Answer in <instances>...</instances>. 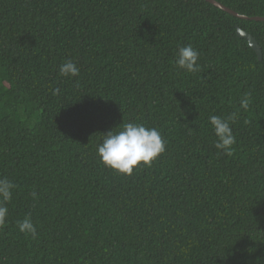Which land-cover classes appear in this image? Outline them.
I'll return each instance as SVG.
<instances>
[{"label": "trees", "instance_id": "16d2710c", "mask_svg": "<svg viewBox=\"0 0 264 264\" xmlns=\"http://www.w3.org/2000/svg\"><path fill=\"white\" fill-rule=\"evenodd\" d=\"M188 44L196 73L175 65ZM233 112L227 155L209 117ZM129 122L167 148L126 175L97 146ZM0 177L17 185L0 264H264V21L207 0H0Z\"/></svg>", "mask_w": 264, "mask_h": 264}, {"label": "clouds", "instance_id": "9594fccd", "mask_svg": "<svg viewBox=\"0 0 264 264\" xmlns=\"http://www.w3.org/2000/svg\"><path fill=\"white\" fill-rule=\"evenodd\" d=\"M200 53L191 44L181 46L176 53L175 65L190 73L200 70L198 64ZM61 76L77 77L80 68L71 60H65L59 68ZM57 92L59 89L56 90ZM250 93H246L240 101V107L247 109ZM238 118V113L233 112L227 117L212 115L209 122L212 125L217 141L215 147L227 155L233 152L236 137L233 134L231 124ZM115 129V128H114ZM114 129L104 133L102 142L97 146V154L101 162L120 174L131 175L135 168L144 165L151 166L154 160L166 151L167 145L161 132L156 127H149L144 123L129 122L123 125L119 131ZM16 183L7 178L0 177V227L6 225L9 216L7 204L12 200L13 190ZM34 199L38 193H31ZM20 233L30 234L33 239L37 238V228L30 216L17 221Z\"/></svg>", "mask_w": 264, "mask_h": 264}, {"label": "water", "instance_id": "95a60500", "mask_svg": "<svg viewBox=\"0 0 264 264\" xmlns=\"http://www.w3.org/2000/svg\"><path fill=\"white\" fill-rule=\"evenodd\" d=\"M209 2H211L212 4H214L215 6L230 12L231 14L241 17V18H245V19H254V20H262L264 21V16H249V15H245L227 5H225L224 3H222L219 0H207ZM238 35L240 37L246 38L250 45L252 46V48L257 52L259 59L263 58V50L262 47L259 43V41L257 40V38L250 32L242 29L240 26H238Z\"/></svg>", "mask_w": 264, "mask_h": 264}]
</instances>
